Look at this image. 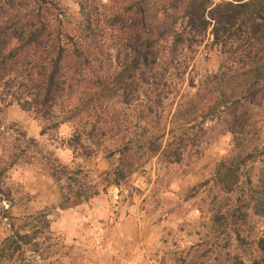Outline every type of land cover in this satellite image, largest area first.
Segmentation results:
<instances>
[{
  "label": "trees",
  "instance_id": "16d2710c",
  "mask_svg": "<svg viewBox=\"0 0 264 264\" xmlns=\"http://www.w3.org/2000/svg\"><path fill=\"white\" fill-rule=\"evenodd\" d=\"M76 4L78 14L71 17L58 0H0L2 108L15 104L32 113L43 124L41 135L67 124L73 154L89 158L102 151L113 159L103 191L126 183L152 158L176 164L187 149L198 154L206 134L220 128L230 135L229 150L193 196L208 187L207 229L213 245L224 241L213 249L219 256L233 240L252 244L258 256L251 264H264V228L254 239L249 228L251 218L264 222V0ZM207 36L220 64L196 84L186 76ZM2 127L0 222L8 221L10 231L0 242V260L16 256L33 264L38 239L49 233L48 214L15 223L9 171L41 161L63 191L61 209L98 195V184L81 168L42 152L36 139ZM206 247L200 241L192 249ZM216 261L244 264L238 256Z\"/></svg>",
  "mask_w": 264,
  "mask_h": 264
},
{
  "label": "rangeland",
  "instance_id": "374dc122",
  "mask_svg": "<svg viewBox=\"0 0 264 264\" xmlns=\"http://www.w3.org/2000/svg\"><path fill=\"white\" fill-rule=\"evenodd\" d=\"M58 1L71 17L77 16L76 0ZM220 1L224 0H216ZM219 64L220 55L207 36L198 47L186 78L197 84L206 73L216 71ZM262 111L260 128L264 139V108ZM0 126L36 139L42 152H53L61 164L81 168L93 184H98V195L61 209L57 205L63 191L41 169V161L19 164L9 171V214L15 223L21 224V218L43 210L48 214L49 233L38 239L33 264H217V258L223 262L231 256L251 264L250 260L257 258L252 244L233 240L219 256L213 249L224 245V241L213 245L207 229L208 187L193 196L194 188L211 177L215 164L229 150L230 135L220 128L206 134L198 154L187 149L176 164L152 158L126 183L108 185L103 191V174L113 169L115 161L106 158L102 151L89 158L73 154L66 146L71 126L61 125L56 132L41 135L43 124L15 104L6 108L0 104ZM7 222H0V242L9 234ZM249 228L254 239L263 230L264 222L251 218ZM200 241L207 247L195 253L192 247ZM0 264L23 263L15 256L11 261L0 260Z\"/></svg>",
  "mask_w": 264,
  "mask_h": 264
}]
</instances>
